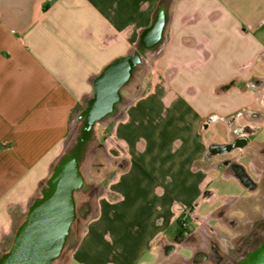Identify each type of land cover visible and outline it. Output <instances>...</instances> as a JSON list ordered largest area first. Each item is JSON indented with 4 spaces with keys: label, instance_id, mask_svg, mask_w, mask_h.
I'll list each match as a JSON object with an SVG mask.
<instances>
[{
    "label": "crops",
    "instance_id": "crops-1",
    "mask_svg": "<svg viewBox=\"0 0 264 264\" xmlns=\"http://www.w3.org/2000/svg\"><path fill=\"white\" fill-rule=\"evenodd\" d=\"M138 46L124 104L96 120L118 170L56 264H210L209 238L228 251L264 217V0H0V255L96 77Z\"/></svg>",
    "mask_w": 264,
    "mask_h": 264
},
{
    "label": "water",
    "instance_id": "water-1",
    "mask_svg": "<svg viewBox=\"0 0 264 264\" xmlns=\"http://www.w3.org/2000/svg\"><path fill=\"white\" fill-rule=\"evenodd\" d=\"M164 23L161 11L146 34L156 40ZM133 56L128 54L113 60L96 77L94 97L89 103V121H96L112 111L119 97V89L130 78L133 66L138 61ZM83 182L79 160L75 155L57 162L41 195L28 206L9 249L0 255V264H51L60 254L68 236L75 218L74 193L82 187ZM239 264H264V233L260 245Z\"/></svg>",
    "mask_w": 264,
    "mask_h": 264
},
{
    "label": "rangeland",
    "instance_id": "rangeland-1",
    "mask_svg": "<svg viewBox=\"0 0 264 264\" xmlns=\"http://www.w3.org/2000/svg\"><path fill=\"white\" fill-rule=\"evenodd\" d=\"M142 70H138L135 75L133 76V81L135 79L140 78V75L142 73ZM151 74L149 73L148 79L150 78ZM132 81V82H133ZM147 80L145 81L146 84ZM136 88V87H135ZM130 93L133 94H139L143 93V91L139 89H133ZM124 103L120 102L117 104V107L122 106ZM85 117H76L73 118L72 126L70 129L69 134L67 135L63 149L57 158V160H60L66 155H70L72 152V147L75 145L77 141V136L80 135L81 127L83 125ZM106 132L108 129L105 130ZM106 133H102V129L100 127H97V124L94 123L92 126V131L89 132L88 136L86 137V140L82 146L81 154L78 157L79 160V170L82 174L84 184L82 188L79 190H76L74 193V201L77 211L85 206L87 207V211L84 215H80L79 212L76 214V218L73 221L71 227H70V233L69 236L63 246L61 257L67 256L73 246L74 241L79 235V232L83 226V223L86 221V219L92 215L95 206L97 205V199L98 196L102 193L103 189L107 185V183L112 180L114 172L118 170V167H116V162L114 159H112L109 155L107 150L102 144V141L106 137ZM224 132L216 133L214 136V139L216 142H223L225 141L226 137L224 136ZM257 139L264 140V134L260 133L258 136H256ZM218 144V143H216ZM225 144V143H220ZM226 145V144H225ZM229 156V153H222L220 156ZM115 167V168H114ZM116 169V170H115ZM46 186V183L43 187ZM42 187V188H43ZM40 195V194H39ZM191 208V206L186 209L187 211ZM27 209L20 214L19 218L17 219L16 227L23 221L25 218ZM183 216L181 213L179 214V217ZM183 218L186 220V222H189L188 215L185 213ZM264 225V224H263ZM179 226H176L173 228V232L175 233L176 230H178ZM172 232V231H169ZM258 235H261L262 230H257ZM10 247V246H9ZM251 246L248 245L247 249H249ZM243 251H237L233 253L232 255V263L234 261V258H236L238 255H241ZM52 264H56V261Z\"/></svg>",
    "mask_w": 264,
    "mask_h": 264
},
{
    "label": "flooded vegetation",
    "instance_id": "flooded-vegetation-1",
    "mask_svg": "<svg viewBox=\"0 0 264 264\" xmlns=\"http://www.w3.org/2000/svg\"><path fill=\"white\" fill-rule=\"evenodd\" d=\"M149 38H151V35L149 36ZM136 49H137V51H135V53H132L133 55H135V56H133L134 59H136L137 58V54L139 52H141L140 46H138ZM131 73H132V71H131ZM121 88H122V86H121ZM120 102H121V96L119 94L118 100L113 104V108H112V111L110 113H113L116 110L115 105L120 103ZM262 102H264V95L262 97ZM89 103H90V101H89ZM89 103H88L87 109L84 111V114H85L84 117L85 118H84V121H83V125L81 127L80 135L77 136V141H76L75 145L72 147L71 154L70 155H66L64 157L71 156V155H75L77 158L79 157V155L81 154L82 146H83V144H84V142L86 140V137L88 136L89 132L92 131L93 124L96 123V121H89L88 120V116H89V112H90ZM110 113H108V114H110ZM255 129H258V127H252V126H249V125L244 127V130H246L248 133L254 131ZM247 140L248 139L246 137L239 138V139H236V140L232 141L231 143H229V144H227L225 146H222V145L218 146L214 150L215 151L224 150L227 153H230V151H232L234 146L247 143ZM262 147L264 148V144L262 145ZM60 160H57L56 163L59 162ZM227 162H229V161L226 160V163ZM233 166L235 167V165H233ZM54 167H55V165L53 166V168ZM53 168H52V170H53ZM240 175L245 181L247 180L245 175L243 174V172L240 173ZM262 177L264 178V173H263ZM83 184H84V182H83ZM42 189H41V191H42ZM41 191H40V195H41ZM39 196H37V197H39ZM86 211H87V207H85V206L81 207L78 211H77L76 206H75V218H76L77 212H79L80 215H84ZM75 218H74V220H75ZM263 224H264V217H262V218L261 217L254 218L247 225L248 234L246 236H239L238 238H236L234 240L233 248L229 249L228 251H223V250L219 249L217 244H216V242L212 238H209L208 243H207V248L205 250L197 251V253L195 255L196 256L195 260L206 259L207 261L210 262V264H239L249 252H251L253 249H255L256 247H258L260 245V243L262 241L263 233H264V225ZM185 226H186V222H182L181 223V227L183 229H185ZM259 229L262 230L261 235H258V233H257V230H259ZM69 233H70V230H69ZM69 233H68V236H69ZM68 236H67V238H68ZM67 238H66V240H67ZM66 240H65V242H66ZM248 245L251 246L249 249H247ZM237 251H239V252L243 251V253L241 255H238L236 258H234V261L232 263V261H231L232 255H233V253H235ZM61 252H62V250H61ZM61 252H60V254L57 256V258L53 262L56 261V263H58L61 260L66 261L67 256H64L62 258L61 257Z\"/></svg>",
    "mask_w": 264,
    "mask_h": 264
}]
</instances>
